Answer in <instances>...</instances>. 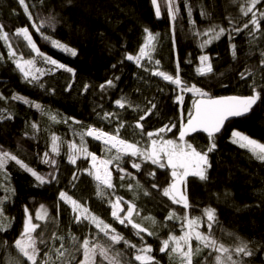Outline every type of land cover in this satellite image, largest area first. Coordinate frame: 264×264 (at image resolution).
Wrapping results in <instances>:
<instances>
[{
    "label": "trees",
    "instance_id": "obj_1",
    "mask_svg": "<svg viewBox=\"0 0 264 264\" xmlns=\"http://www.w3.org/2000/svg\"><path fill=\"white\" fill-rule=\"evenodd\" d=\"M33 19L29 21L24 8L18 0H0V25L9 34V42L17 53H23L25 59L32 58L34 54L26 46L22 37L14 35L16 29L27 26L33 35L40 50L47 56L75 70V76L62 69L54 70L42 76L44 88L27 83L15 64L8 58V48L0 40V115H11V119H0V148L17 155L30 167L41 174L52 173L56 180L51 183L39 185L35 179L14 162L5 166V172H0V198L8 197L3 203L4 216L9 227L0 231V264H9V258H17L21 264H30L14 247L15 239L23 231L26 219L25 208L32 222L40 224L33 235H38L37 245L40 254L37 264L46 258L45 252H51L55 259V248L61 241L56 236H63L65 247L68 249L65 257L56 264H78L83 259V251H77L79 244L85 238L93 243H105L103 234L97 235L94 226L87 222L75 223L74 214L69 204L59 198L64 191L89 210L110 224L132 243L141 245L142 241L133 234L131 225L125 227L111 216V207L107 199L113 201L122 197L124 201L133 202L139 215H135L136 222L148 228L157 235L149 236L146 232L141 235L144 241L151 245L158 264H175L170 262L165 253H161V240L167 239L170 234L181 235V221L166 220L170 211L183 216L187 211L190 218L203 217L204 209L214 208L219 221L214 225L215 238L229 248H234L239 240L247 242L252 251L251 256L235 257L243 259L244 264H264V162L253 157L244 148L233 144L230 134L233 129L248 135L250 138L264 143V100L258 101L253 111L246 116L237 117L226 123L225 130L216 135V149L209 153L211 168L208 169L207 181H200L189 176L186 180V193L190 207L185 210L181 205L162 195V189L172 182L171 169L159 168L150 162L141 163V169L132 167V161L140 163V157L125 156L122 167L126 173L119 172L115 163L111 166L113 176V189L106 190L108 197L100 199L96 195V182L84 172L90 168L89 159H77L75 165L68 161V143H80V137L73 134V129L81 131L89 125L101 128L106 132L115 134L121 121L124 127L120 129V138L131 143H138V147L148 148L150 141L148 132L155 133L165 125H175L171 131L161 134L164 139L179 141L181 123L187 122L189 111L199 96L192 92L183 93V103L176 100L181 95L175 85L164 81L161 77L151 75L154 64L142 61L144 67H137L132 61L125 59L126 53L136 55L139 47L144 43L148 28L153 34L159 33L156 53L153 60H159V69L166 73H176V63L179 60L180 77L183 82L209 93L212 97L221 96H248L252 94L251 86L261 91L264 98V65L261 60L264 56V20L260 21L261 30L250 35L252 25L240 33L232 31L234 27L243 28L252 17V13L243 16L241 7H247L246 0H176L179 13L175 21L167 14V5L164 0H158L161 7V17L155 16V7L151 0H25ZM189 8L191 17H189ZM207 13L202 16L201 12ZM259 17L264 12V0L253 9ZM56 17L55 29L47 26L43 28L45 35L51 36L67 44L77 51L75 57L65 53L42 39L41 35L32 28V23L40 24L46 21L49 15ZM190 19L195 22L193 25ZM232 23H229V21ZM212 25H219L228 30L218 40H213L206 47L201 48L208 36L195 35L203 33ZM218 30V29H217ZM231 33L232 39H229ZM236 45V56L232 55L231 45ZM207 55L213 72L201 76L197 68L201 67L199 57ZM38 59V58H37ZM115 65V67H113ZM37 67L48 68L49 65L39 62ZM251 72L247 79H241L240 74ZM119 77L118 80L114 79ZM107 80L114 81V87L100 88ZM72 87L68 89V85ZM89 85L84 91V85ZM54 90V91H53ZM13 95H20L29 101L43 106L53 114L58 113V120L53 123L47 115H42L35 107L19 100H13ZM125 97L132 105L121 109L115 101ZM151 114L145 120L139 121L151 105ZM104 112L116 113L118 118L101 120ZM75 118L81 124H73L71 120L64 123V118ZM143 125V133L135 125ZM38 125V130L32 124ZM61 138L60 154L51 152V135ZM158 138V137H157ZM90 152L106 159L114 155L104 151L101 142L85 137ZM185 141L198 151H206L209 139L204 133L186 135ZM48 152L56 160V166L42 163L44 153ZM155 172V177L149 175ZM73 173L79 179L72 180ZM7 176V179L5 178ZM121 175L124 179L121 180ZM158 185L153 188L152 185ZM129 185L132 187L129 188ZM5 187L10 189L5 191ZM14 189V194L12 193ZM185 190V186H184ZM145 193H148L147 195ZM44 205L48 212L46 220H37V212ZM125 212L127 204L122 205ZM124 215L123 212L120 213ZM153 217L157 221L154 226L151 221L143 219ZM206 219V218H205ZM166 225V226H165ZM201 231L207 232L206 223ZM78 238L76 246L73 245L69 234ZM42 234V235H40ZM231 234V235H230ZM158 237V238H157ZM43 239L44 243H40ZM197 242L192 241L195 248ZM124 253L122 264L132 261L133 251L124 247L123 243L115 246ZM210 249H202L198 257L201 264H214L216 253L209 255ZM74 257V259H73ZM97 264L101 258L97 255ZM104 264H107L105 261Z\"/></svg>",
    "mask_w": 264,
    "mask_h": 264
},
{
    "label": "snow or ice",
    "instance_id": "obj_2",
    "mask_svg": "<svg viewBox=\"0 0 264 264\" xmlns=\"http://www.w3.org/2000/svg\"><path fill=\"white\" fill-rule=\"evenodd\" d=\"M18 2L23 6L25 14L27 15L29 21H31L33 17L31 12H29V7L25 3V0H18ZM68 2L71 3V0H68ZM164 2L167 5V14L169 18L172 21H175L177 14L179 13V7L176 5V0H164ZM260 2L261 0H246L248 6L241 7L240 12L243 16H248L249 13H252V17L244 23L243 28L234 27L232 29L233 32L240 33L244 29H248L249 25L253 26L249 33L250 35H253L261 30L260 21L264 20V12H260L259 17H257L256 12L253 11L256 5ZM151 3L155 7V16L160 18L161 7L158 4V0H151ZM201 15L206 16L207 13L202 11ZM189 17H191L190 8ZM55 20L56 17L50 14L47 22L41 21L40 24L32 23L31 26L35 29L36 33L40 34L41 38L48 41L52 47L65 53H69L71 56L75 57L77 55V51L74 48H71L67 44H64L43 33L42 30L45 26L53 30L55 29V23H52V21ZM189 22L193 25L195 24V22L191 19ZM229 23H232V21L230 20ZM144 32L146 33L144 43L139 47L137 54L133 55L131 53H126L125 59L134 62L137 67H144L145 71H149V69L142 64L143 60L147 59L148 63L154 64L155 67L151 70V75L161 77L164 81L175 85L181 93V95L176 97V100L181 104L183 103L184 92H192L194 95L200 97V99L194 101L193 107L188 113L187 122L181 123L180 125V143H177L173 139H164L161 135L166 131H171L172 127H175L174 124L171 126L165 125L164 127L158 129L155 133L148 132L147 137L150 141L148 148L138 147V143H131L123 138H120V129L125 126L123 121H121L117 126L115 134L89 125L86 129L81 131L73 129V134L80 137V143L79 145H77L75 141L68 143V161L69 163L75 165L77 159L83 158L87 160L90 158V168L85 169L84 172L92 177L96 182V195L100 199L108 197L106 190H110L115 187L112 183V173L109 170V165L115 163V167L119 172L126 173V169L122 167L123 158L125 156L133 158L140 157V163L135 162V160L132 161V167L138 171L141 169V163L145 162H150L153 165H157L159 168H170L172 182L169 183L167 187L162 189V195L168 197L173 204L181 205L185 210H187L190 205L186 193V180L189 176L196 177L200 181H207L209 179L208 169L211 168L209 153L213 152L217 147L215 142L216 135L221 133L222 130H225L226 123L229 122L231 118L248 115L253 111L258 101H262L264 98H262L261 91H257L255 86H251L252 94L248 96H221L214 98L203 89L197 87L195 84L189 86L181 80L179 60H177L176 63V73L174 76L161 71L158 67L160 61L153 60V53L156 49L155 42L158 40L159 33L153 34L148 28H145ZM226 32H228V30L224 27L212 25L203 33L197 31L194 34L209 37V39L203 41L200 45L201 48H204L208 44L212 43L213 40L220 39ZM14 35L22 37V39L26 42V46L30 49V52L34 54L32 58L25 59L23 53H17L16 49H14L12 44L9 42V34L4 31L3 25H0V40H3L5 46L8 48V58L12 60L16 69L20 71L27 83L44 88V83L42 82L41 77L49 75L54 70L59 69L71 73L73 77L75 76V70L73 68L45 55L40 50L27 26L16 29ZM228 35L229 39H232L231 33H228ZM231 49L232 55L235 58L236 45L232 44ZM261 55L264 56V52H262ZM0 59H3V56H0ZM199 60L201 62V67L197 68L198 75L206 76L213 72L209 56L202 55L199 57ZM39 62H43L44 64L49 65V67H37ZM261 64L264 65V59L261 60ZM113 67H115V65H113ZM251 75V72H248L247 75L245 73L240 74L241 79H247V77ZM114 79L118 80L119 77H115ZM114 86L113 80H107L104 84L100 85V88L103 91L106 87ZM71 87L72 85L69 84L68 89ZM88 88L89 85L85 84L84 91L86 92ZM0 99H4V97L0 95ZM12 99L30 104L40 111L42 115H47L53 123L61 122L57 118L59 115L58 113L53 114L50 110L46 111L43 106L38 103L29 101L27 98L20 95H13ZM115 104L121 109L125 108L126 105L128 107H132L131 103L125 97L117 99ZM154 108H156V105L152 104L151 108L148 109L144 115L140 116L139 121L145 120L146 116L151 114L152 109ZM2 111L3 110H0V112ZM97 115L101 120L118 118L116 113L110 112H104L102 116H100L99 113H97ZM11 118V115H0V119ZM69 120H71L73 124H81V121L75 120V118L71 117L64 118L63 122L68 123ZM139 121L136 123L135 127L139 128L141 133H143V125ZM32 127L33 129L38 130L37 124L33 123ZM197 132L207 134L209 146L206 151H198L192 144L185 141L186 135ZM85 137H92L93 139L100 141L104 146V151L106 153H111L112 150L115 149V154L108 156L106 159L98 157L95 153L88 150ZM230 140L233 144H237L239 147L247 149L255 159L264 162V143H260L236 129L231 131ZM60 147L61 138L53 133L51 135V152L59 155ZM10 161L14 162L20 169L29 173L39 185L51 183L53 180L57 179L52 173L41 174L37 172L22 159L18 158L17 155L0 148V172H5V166ZM42 163L56 166V160L52 159L48 152L44 153ZM126 174L128 176L132 175L131 173ZM149 175L155 177L156 174L155 172H150ZM5 178L7 179L6 175ZM124 178V175H121L120 179L123 180ZM78 179L79 177L77 173H73L72 180L76 181ZM182 185L185 186V190L183 191L181 190ZM131 187L132 186L129 185V188ZM152 187L157 188L158 185L153 184ZM4 190L9 191L10 189L5 187ZM11 191L14 194V189ZM145 194L147 195L148 193ZM59 198L66 204L70 205L74 214L75 223L82 224L87 222L89 226L95 227L97 235L103 234V236L107 238L106 242L103 244L93 243L89 239L85 238L77 248V251H80L81 249L83 251V259L78 261V264H97V255L101 258L100 264H104L105 261L107 264H122L121 258L124 256V253L115 247L121 243H123L125 248L133 251L132 260L139 262V264H158L155 256L151 254L153 252L152 246L147 244L144 241V237L141 235L145 232L149 236L157 234L142 226L141 223L135 221L134 213L137 216L139 215V212L136 210L135 203L124 201L122 197H116L114 201L110 197L107 199V202L112 209L111 216L113 219L125 227L131 225L133 234L139 237L142 241L140 246L126 239L110 224L106 223L95 213L91 212L88 207L68 195V193L61 191L59 193ZM7 199V196L0 198V231H6L10 226L9 223H6L7 217L4 216L3 212V203ZM123 204H127L126 212L122 206ZM40 208L42 211L37 212L36 219L46 220L48 212L44 205H41ZM25 212L26 219L23 231L21 232L19 238L15 239L14 247L18 250L19 254L26 259V261L30 262V264H37V257L40 254V248L37 245L39 236L33 234L36 233L38 228H40V224L32 222V216L27 214V208H25ZM121 212L124 213L123 216L120 215ZM143 219L151 221L154 226L157 224V221L153 217H144ZM165 219L182 222V234L179 236L170 234L167 239L161 240V247L159 248V251L167 254L170 262L174 261L175 264H201L200 260L194 258L200 255L202 249H210V256L213 252L216 253L214 256V264H244L243 259L234 258V255L235 257H242L251 256L253 254L248 248L247 242L240 240L239 237H236V239L239 240V243L234 248L225 246L215 238L213 228L214 225L219 224V221L214 208L204 209L203 217L192 218L189 217L187 211H185L183 216H180L173 210L169 212ZM205 223L207 226V232L200 230L202 225ZM69 236L73 245L76 246L78 238L71 235V233ZM53 238L61 241L59 247L54 249L56 254L55 259H53L51 252H45L44 256L46 258L41 262V264H56V261L62 260V258L65 257L66 252H68V249L63 243V236H56L53 234ZM193 240L197 242L195 248L192 246ZM40 243H44L43 239H40ZM9 264H21V262L17 258L10 257ZM64 264H71V261H66ZM124 264H132V261H125Z\"/></svg>",
    "mask_w": 264,
    "mask_h": 264
},
{
    "label": "water",
    "instance_id": "obj_3",
    "mask_svg": "<svg viewBox=\"0 0 264 264\" xmlns=\"http://www.w3.org/2000/svg\"><path fill=\"white\" fill-rule=\"evenodd\" d=\"M236 118H237V117H236ZM236 118H231L230 121H231V120H234V119H236ZM227 123H228V122H227ZM190 134H193V133H190ZM88 138L91 139V140H93V141L100 142V141H97V140L93 139L92 137H88ZM181 190L183 191V185L181 186Z\"/></svg>",
    "mask_w": 264,
    "mask_h": 264
},
{
    "label": "rangeland",
    "instance_id": "obj_4",
    "mask_svg": "<svg viewBox=\"0 0 264 264\" xmlns=\"http://www.w3.org/2000/svg\"><path fill=\"white\" fill-rule=\"evenodd\" d=\"M157 42H158V40L155 42L156 43V45H157ZM156 53V49H155V52L153 53V55ZM146 60V59H145ZM145 60H143V61H145ZM115 150V149H114ZM103 159V158H102ZM109 168H110V170H111V173H112V176H113V172H112V169H111V166L109 165ZM58 261V260H57ZM56 261V262H57Z\"/></svg>",
    "mask_w": 264,
    "mask_h": 264
},
{
    "label": "bare ground",
    "instance_id": "obj_5",
    "mask_svg": "<svg viewBox=\"0 0 264 264\" xmlns=\"http://www.w3.org/2000/svg\"><path fill=\"white\" fill-rule=\"evenodd\" d=\"M197 133H203V132H197ZM193 134H196V133H193ZM193 134H188V135H193ZM204 134H206V133H204ZM207 135V134H206ZM109 170H110V168H109ZM111 171V170H110ZM183 190H184V185H183Z\"/></svg>",
    "mask_w": 264,
    "mask_h": 264
}]
</instances>
